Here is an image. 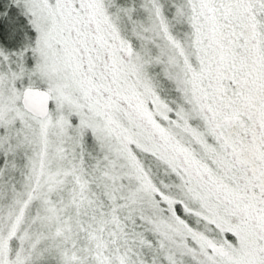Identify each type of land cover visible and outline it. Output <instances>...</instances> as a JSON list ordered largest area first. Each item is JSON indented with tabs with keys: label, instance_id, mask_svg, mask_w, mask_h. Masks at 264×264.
I'll return each instance as SVG.
<instances>
[{
	"label": "snow or ice",
	"instance_id": "6c2138e0",
	"mask_svg": "<svg viewBox=\"0 0 264 264\" xmlns=\"http://www.w3.org/2000/svg\"><path fill=\"white\" fill-rule=\"evenodd\" d=\"M0 264H264V0H0Z\"/></svg>",
	"mask_w": 264,
	"mask_h": 264
}]
</instances>
